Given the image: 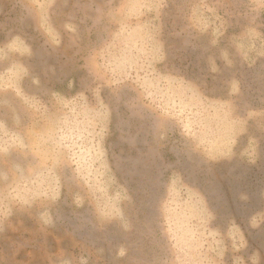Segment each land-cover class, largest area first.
<instances>
[{"label":"rangeland","instance_id":"1","mask_svg":"<svg viewBox=\"0 0 264 264\" xmlns=\"http://www.w3.org/2000/svg\"><path fill=\"white\" fill-rule=\"evenodd\" d=\"M0 264H264V0H0Z\"/></svg>","mask_w":264,"mask_h":264}]
</instances>
